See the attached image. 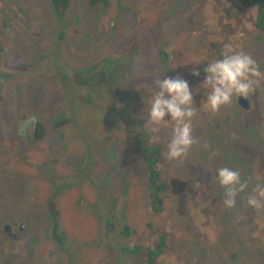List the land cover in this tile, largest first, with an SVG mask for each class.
Returning a JSON list of instances; mask_svg holds the SVG:
<instances>
[{
  "label": "rangeland",
  "instance_id": "obj_1",
  "mask_svg": "<svg viewBox=\"0 0 264 264\" xmlns=\"http://www.w3.org/2000/svg\"><path fill=\"white\" fill-rule=\"evenodd\" d=\"M90 1L70 0L63 26L49 0H0V264L27 256L32 264H138L129 248L162 233L171 241L152 264H264V206L247 204L264 183V85L249 95V111L236 98L213 113L203 90L195 93V143L183 160L167 157L170 125L147 138L143 132L151 131L143 117L153 80L181 77L199 89L203 77L192 73L209 61L212 42L264 68L254 7L249 0ZM37 123L43 141L35 139ZM137 140L163 146L169 190L158 214ZM221 167L248 181L232 209L217 190ZM55 193L60 216L52 227L47 200ZM23 224L15 238L3 228ZM104 256L111 261L102 263Z\"/></svg>",
  "mask_w": 264,
  "mask_h": 264
},
{
  "label": "clouds",
  "instance_id": "obj_2",
  "mask_svg": "<svg viewBox=\"0 0 264 264\" xmlns=\"http://www.w3.org/2000/svg\"><path fill=\"white\" fill-rule=\"evenodd\" d=\"M204 65L203 82L199 89L190 88L187 80L181 77L155 78L152 82V95L145 109V127L158 133L162 127L171 126V138L167 144L169 160H183L191 150L195 140L192 135V121L197 108L193 96L203 90L202 103L218 112L236 98L247 99L264 85V68L249 54L234 51L231 44H225L219 56ZM199 77L198 70L192 73ZM168 117V119H166ZM215 180L224 190L221 201L226 209L236 205V198L248 188V181L241 172L231 167L216 169ZM249 207L264 206V183H257L253 192L247 197Z\"/></svg>",
  "mask_w": 264,
  "mask_h": 264
},
{
  "label": "trees",
  "instance_id": "obj_3",
  "mask_svg": "<svg viewBox=\"0 0 264 264\" xmlns=\"http://www.w3.org/2000/svg\"><path fill=\"white\" fill-rule=\"evenodd\" d=\"M55 13L58 15V19H61V23L63 25L64 22V17L67 15L68 10L70 9L71 2L70 0H49ZM103 1L101 0H91L90 5L91 6H96L99 3H102ZM250 6L254 7V10L252 11L254 14V25L255 28L263 32L264 31V0H249ZM109 5L108 2L104 1L103 2V7H107ZM57 19V20H58ZM60 37H63L60 35ZM228 38V37H227ZM226 38V39H227ZM209 54H210V59L209 61H212L216 58H219L222 50L224 47H220L219 44L212 42L209 46ZM116 53V52H115ZM110 61L113 60L116 62L119 59L118 55H115L114 57L109 58ZM107 60V59H106ZM208 61V62H209ZM203 67L199 68L200 76L204 78V72H203ZM140 105H145V103L141 102L139 103ZM218 130L219 127L217 126ZM142 132V129H141ZM143 132H147L145 134V138L149 137L150 134L152 136L153 132L146 131L143 129ZM46 134V130L44 126L41 123H37L36 129H35V139L37 141H43L44 137ZM218 140H220V137L217 136V139H215V144H218ZM137 145L139 147V152L138 153H144L146 155L145 157V180L148 184V190H149V201L151 203V212L158 214L163 211V197H166V193L169 190V184L165 181L163 178L164 172L160 168L161 163L163 162L162 160V148L163 146L158 142H153L152 144H149L147 147L142 146V142L137 140ZM220 146H224L225 142L220 141L219 142ZM141 149V150H140ZM215 149V148H214ZM213 149V150H214ZM222 151H219V154ZM224 151L222 152L221 156H223ZM225 157V156H224ZM221 164L228 166V164L225 162L224 158L220 159ZM221 188H218L219 190ZM50 207H51V213L55 217L60 216V211H58L55 207L56 203L54 200H51L50 202ZM127 231L125 232V235H127ZM171 238L166 236V234L162 233L157 240L154 242L155 246L154 249L147 253L146 252V262L148 264H152L153 261H155L160 253H162L165 248L167 247V244L170 243ZM131 251H133L131 248H129Z\"/></svg>",
  "mask_w": 264,
  "mask_h": 264
},
{
  "label": "flooded vegetation",
  "instance_id": "obj_4",
  "mask_svg": "<svg viewBox=\"0 0 264 264\" xmlns=\"http://www.w3.org/2000/svg\"><path fill=\"white\" fill-rule=\"evenodd\" d=\"M66 21V16L64 17V22H63V26H65V22ZM22 127H23V125H21ZM33 133H34V130H33ZM54 196V197H53ZM58 199V195L55 193V194H53V195H50V198L47 200V209L51 212V207H50V201L51 200H54L55 201V203H56V209L59 211V209H60V207H59V203H60V201L59 200H57ZM37 214V213H36ZM53 216V219H52V225H53V223L55 224L54 226H52V227H55L56 226V224H57V221L56 220H58V217H55L54 215H52ZM35 219H39V214H37L36 215V218ZM55 219V220H54ZM35 221V220H34ZM5 226H9V225H4L3 226V228L5 227ZM26 224H23V225H20V226H10V228L8 229V230H5L6 231V233H7V235L8 236H10V237H12V238H15L17 235H19L20 233H22L25 229H26ZM55 228L53 229V235H56V233H55ZM57 236V235H56ZM144 242L143 243H135V244H133V246H132V254L134 255L133 257H137L138 258V264H148L147 262H146V257H147V255H146V252L147 253H149V252H151L153 249H154V246H155V243L154 242H147L146 244H144ZM164 252V251H163ZM163 252L162 253H160L159 255H158V257L159 256H162L163 255ZM105 257V256H104ZM157 257V258H158ZM111 261L112 259H116L117 260V255L115 256V257H112L111 258V260H110V258H109V256L108 257H105L104 259H101V258H99V260L103 263V262H105V263H109V261ZM60 260H62V259H60ZM232 260H234V258H232ZM154 262H156V261H154ZM13 264H16L15 262H13ZM20 264H32L31 263V259L27 256L24 260H23V262L22 263H20ZM55 264V263H54ZM75 264H81L80 263V261H77L76 260V263Z\"/></svg>",
  "mask_w": 264,
  "mask_h": 264
},
{
  "label": "water",
  "instance_id": "obj_5",
  "mask_svg": "<svg viewBox=\"0 0 264 264\" xmlns=\"http://www.w3.org/2000/svg\"><path fill=\"white\" fill-rule=\"evenodd\" d=\"M250 104H251V102H250V100L248 98L247 99L237 98V100H236V105L239 106V110L240 111H247V110L249 111V110H251L250 109ZM9 228H10V226H5L4 227L5 230H8Z\"/></svg>",
  "mask_w": 264,
  "mask_h": 264
}]
</instances>
